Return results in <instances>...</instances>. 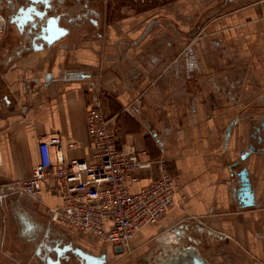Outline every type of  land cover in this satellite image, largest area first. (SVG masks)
Wrapping results in <instances>:
<instances>
[{
    "label": "crops",
    "instance_id": "obj_1",
    "mask_svg": "<svg viewBox=\"0 0 264 264\" xmlns=\"http://www.w3.org/2000/svg\"><path fill=\"white\" fill-rule=\"evenodd\" d=\"M226 2L198 31L197 10L219 1L102 14L91 31L0 64L3 190L30 176L42 137L60 138L65 162L90 161L86 110L97 99L120 127L118 148L139 161L129 190L158 179L164 162L185 196L120 252L50 222L45 208L60 205L58 192H43L45 204L15 203L19 217L2 205L0 264H85L74 250L101 264H264V0ZM13 44L6 36L1 50ZM241 170L250 205L239 196Z\"/></svg>",
    "mask_w": 264,
    "mask_h": 264
},
{
    "label": "built area",
    "instance_id": "obj_2",
    "mask_svg": "<svg viewBox=\"0 0 264 264\" xmlns=\"http://www.w3.org/2000/svg\"><path fill=\"white\" fill-rule=\"evenodd\" d=\"M110 120L94 99L86 110L92 159L65 162L60 138L42 137L30 176L11 184L37 201L43 192H58L60 205L45 208L48 220L115 250L126 246L141 227L156 223L168 209L180 205L185 196L164 162L159 163L158 179L138 191L129 190L140 164L134 151L118 148L120 127Z\"/></svg>",
    "mask_w": 264,
    "mask_h": 264
},
{
    "label": "flooded vegetation",
    "instance_id": "obj_3",
    "mask_svg": "<svg viewBox=\"0 0 264 264\" xmlns=\"http://www.w3.org/2000/svg\"><path fill=\"white\" fill-rule=\"evenodd\" d=\"M90 1L97 0H0V42L9 35L14 40L8 51H2L0 46V64H16L32 52L44 51L51 46L46 40H60L73 31L94 28L101 15ZM111 4L109 15L113 16L114 0ZM2 186L0 183V206ZM9 206L12 215L19 217L15 203Z\"/></svg>",
    "mask_w": 264,
    "mask_h": 264
},
{
    "label": "rangeland",
    "instance_id": "obj_4",
    "mask_svg": "<svg viewBox=\"0 0 264 264\" xmlns=\"http://www.w3.org/2000/svg\"><path fill=\"white\" fill-rule=\"evenodd\" d=\"M175 0H114L115 7H116V13H123V12H129V11H139L140 9L147 8L154 10L155 8H160L163 4L164 6L170 5V3L174 2ZM219 3L216 6H205L198 9L197 12L201 13V16L197 15L196 20V30L198 31L199 28H201L204 23L209 19V15L214 17L215 15H218L222 13L225 9L228 7H231L233 4L227 3L226 0H217ZM112 0H97L90 1V4L92 7L98 10V13L101 15V18L103 17L102 14L106 15V19L111 18L109 15V6H113L111 4ZM130 2V3H129ZM162 4V5H161ZM122 9V10H121ZM121 11V12H120ZM100 18V19H101ZM93 29L92 26L88 27V31H91ZM3 192L1 193L3 195L2 197V205L7 206L11 202L17 203L23 206H28L29 203L34 204L35 202L32 201L33 199L20 193L18 190H16L12 184L6 183ZM30 201V202H29ZM42 204H45L44 200H40Z\"/></svg>",
    "mask_w": 264,
    "mask_h": 264
},
{
    "label": "water",
    "instance_id": "obj_5",
    "mask_svg": "<svg viewBox=\"0 0 264 264\" xmlns=\"http://www.w3.org/2000/svg\"><path fill=\"white\" fill-rule=\"evenodd\" d=\"M58 39V37H54L50 40H46L48 45H51L52 43H54L56 40ZM229 129L230 127H228L227 131H226V138L229 135ZM257 143L260 144L262 143V137H258L257 138ZM257 149L254 148L253 146H250L249 151H256ZM258 151H264V148H260L258 149ZM244 158V157H242ZM239 182H240V188H239V196L241 197V201L245 204V205H250L251 204V189H250V185L248 182V178L246 177V171L245 170H241L239 173ZM69 249V247L67 248ZM121 249L120 248H116L115 252H120ZM74 253H76L81 260H83V262L85 264H101L103 263V260L101 259H96L84 252H82L81 250H74ZM59 256V254H58ZM194 264H203V261L198 259L194 262Z\"/></svg>",
    "mask_w": 264,
    "mask_h": 264
}]
</instances>
